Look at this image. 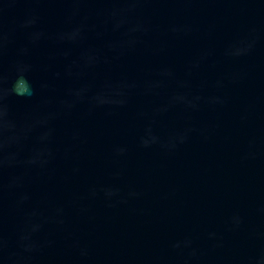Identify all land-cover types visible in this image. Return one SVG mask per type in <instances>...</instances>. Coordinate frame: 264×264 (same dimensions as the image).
<instances>
[{"label": "water", "instance_id": "1", "mask_svg": "<svg viewBox=\"0 0 264 264\" xmlns=\"http://www.w3.org/2000/svg\"><path fill=\"white\" fill-rule=\"evenodd\" d=\"M73 7L70 0H0V24L9 33L3 69L11 78L15 61L31 64L37 88L31 99L9 98L13 117L54 111L66 90L81 84L90 86V95L105 82L135 87L123 105L90 108L85 102L62 112L50 124L53 156L45 167L4 170L0 233L8 251H20L17 235L36 211L41 228L33 238L42 247L23 254L25 264H183L189 250L171 245L185 237L197 252L190 264H247L264 249V0H143L130 20L147 32L135 34L138 42L123 53L108 45L124 29L113 31L100 13L113 4L85 0L69 21ZM30 16L36 24L20 28ZM85 17L90 30L80 44L28 43L32 31L53 36ZM253 37L246 55H225L230 45ZM25 46L27 55H19ZM85 48L98 51L100 63L80 79L66 76L65 66ZM163 69L171 76L162 77ZM148 81H161V87L146 92ZM41 83L49 87L40 89ZM175 94L202 99L196 109L177 104L154 113ZM210 97L223 102L210 104ZM149 125L161 143L142 147ZM187 128L192 131L184 143L161 146ZM39 131L25 141L22 158ZM117 147L126 151L117 155ZM12 176L22 180L8 188ZM104 187L118 188L119 195L106 199ZM23 194L28 200L18 203ZM233 215L240 216L239 227L232 226Z\"/></svg>", "mask_w": 264, "mask_h": 264}, {"label": "clouds", "instance_id": "2", "mask_svg": "<svg viewBox=\"0 0 264 264\" xmlns=\"http://www.w3.org/2000/svg\"><path fill=\"white\" fill-rule=\"evenodd\" d=\"M74 5L71 9L69 21L72 17L79 14L80 3L85 0H70ZM101 2H107L113 4L110 9L100 10V13L105 14V23H111L112 30L117 31L124 29L122 32V38L118 41L109 43L110 50L123 53L124 50L134 47L138 42L135 34L147 32L146 26L137 21L132 23L130 17L137 11V6L143 2V0H101ZM0 9V14H2ZM98 13V14H100ZM85 17L79 23L72 26L65 31H59L53 36H49L43 31H32L29 33L28 43L29 45H35L42 39H53L58 43L80 44L85 39V34L90 30L89 25L86 23ZM37 22V17L30 16L22 21L19 25L20 28L29 29L32 28ZM182 29L173 27L171 31L177 32ZM100 35V33H97ZM9 42V33L5 32L2 24H0V181H2V175L5 169L13 168L17 166L25 167H45L53 156L49 143L51 141L53 128L50 126L51 122L55 120L62 112L70 111L79 103H87L90 108L102 107L105 105H123L126 103L127 90L135 87L134 84H129L126 81H120L116 83L105 82L101 89L95 93H90V86L88 84H81L79 87L68 88L65 93V98L60 99L57 102L56 110L34 112L29 113L23 117L22 120L17 121L10 112L8 100L10 97H18L24 99H31L37 94V88L34 86L30 73L32 71V65L22 60L15 61L11 68L14 72V76L11 78L5 73L3 69V57L5 54L6 46ZM255 43V38H244L239 40L233 45H230L225 55L239 57L246 55ZM29 49L27 46L19 49V55H27ZM63 55L66 57L67 52ZM101 56L98 51L85 48L81 51L78 59L69 62L64 69V74L68 77H74L77 79L82 78L89 69L94 68L100 63ZM198 62L193 64V67H198ZM162 77L171 76V72L168 69H163L160 72ZM55 76L59 77L60 73H55ZM161 81H148L145 84V91L152 92L154 89L161 87ZM219 83V82H218ZM184 84H181L183 87ZM40 89H47L49 85L47 83H41ZM202 98L200 96H189L187 94H175L170 97L168 104L156 108L155 114H159L168 110V107L181 104L185 108L196 109L198 102ZM210 104L222 103L219 97H210L207 100ZM45 104L50 101H44ZM40 129L38 135L35 136V144L32 147L30 153L26 157H21L22 147L31 134ZM192 129L187 128L183 131L173 134L168 138L167 143L162 144V147L169 149L175 148L177 143H184L188 137V133ZM161 143L160 138L153 134L151 125L145 129V134L140 138V144L142 147H149L152 144ZM126 151L123 147H117L115 152L117 155H122ZM22 177L12 176L9 178L8 188L19 186ZM5 185L0 182V193H2ZM104 197L111 200L113 197L119 195V189L114 187H104L101 189ZM90 196H95L96 189L90 190ZM129 196L138 195L134 191L128 193ZM28 196L23 194L19 197L18 203H23L28 200ZM63 215V209H56V217ZM38 213L33 211L29 214V217L25 220L24 226L21 228L17 235V247L19 252H9L8 242L0 233V261L3 264H25L27 259L23 254L33 253L38 251L42 245L33 238L41 228V223L36 222L33 218L37 217ZM57 223H63L62 219H57ZM241 218L239 215H233L231 218V224L234 228L239 227L241 224ZM209 238L214 239L215 233H209ZM50 243V242H48ZM193 240L189 237H185L183 240L174 242L171 247L175 250H179L183 253L185 249H188L187 257L183 259V264H190L192 258L196 257V249L192 247ZM81 256H85L86 250L80 249ZM247 264H264V249L254 257H250Z\"/></svg>", "mask_w": 264, "mask_h": 264}]
</instances>
